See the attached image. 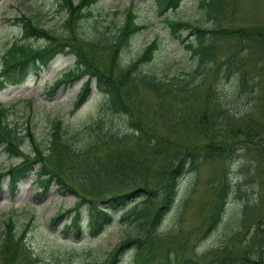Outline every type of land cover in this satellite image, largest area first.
Wrapping results in <instances>:
<instances>
[{
    "label": "trees",
    "instance_id": "16d2710c",
    "mask_svg": "<svg viewBox=\"0 0 264 264\" xmlns=\"http://www.w3.org/2000/svg\"><path fill=\"white\" fill-rule=\"evenodd\" d=\"M155 1L161 15L177 11L184 2ZM54 2L57 11L66 15L55 29H43L39 21L26 14L16 18L26 41L16 42L4 54L6 73H10L12 82L20 84L31 73L40 75L57 56L73 55L74 68L52 86V92L83 77L85 82L74 108L89 99L95 84L103 93L99 106L114 123L94 121L82 128H71L61 118L53 117L49 119L47 133L38 137L28 121L25 130L9 121L10 105L0 103V148L10 157L22 151L25 154L18 164L0 172V177L7 178L6 184L13 195L18 184L34 173V183L40 189L38 194L58 185L63 195L78 196L74 208L59 209L51 219L54 225L64 218L66 230L74 227V235L67 241L71 247L60 252L34 247L26 236L34 218L20 226L12 209L0 229V260L8 264L17 260L26 264H104L111 251L103 253L93 240L107 232L112 224L122 222L128 225L129 232L121 242L122 248L113 251L111 264H116L119 255L127 250H132L131 262L135 264H178L170 251L164 253V242L158 246L149 240L172 231L162 226L177 199L180 178L197 171L203 160L224 162L211 225L217 227L222 222L229 202L236 193L242 192L243 209L237 228L251 224L255 236L264 242V211L261 208L255 216L258 209L257 199L253 197L255 188L252 185L251 194L249 189L241 190L230 176L235 157L239 158L238 167L243 172L239 180L253 182L258 171L264 174V18L229 30L222 24L227 16L224 0H200L203 18L211 20L210 28L201 20H183L168 13L163 18L166 29L185 44L194 63L175 72L166 66L159 73L157 40L145 46L138 60L132 58L133 39L150 24L137 23L131 8L120 24L102 23V13L94 12L99 0ZM231 5L232 12H236L237 1ZM74 27L72 40L67 36ZM185 31L195 36L188 43ZM87 33H91V51H113L110 71L102 69L85 51ZM219 34L231 35L237 41L232 49L225 51L221 61L215 48ZM30 39H43L44 44L32 45ZM114 69L119 76L113 74ZM212 73H215L211 93L213 108L195 115L193 135L180 133L183 127L172 124L168 116L162 115L159 121L146 120L140 114L137 99L127 92H136V86H143L156 95L159 111V103L169 97L176 99L177 95L193 93ZM126 81L138 84L124 86ZM38 166L40 169L36 170ZM76 181L82 183V193L74 187ZM109 183L113 185L111 190L102 191ZM161 198L163 205L156 209L155 203ZM45 225L48 228L51 224ZM235 241L236 236H232L222 247L209 250L213 260L208 264L252 263L251 256L235 254ZM199 262V258L192 256L183 264Z\"/></svg>",
    "mask_w": 264,
    "mask_h": 264
},
{
    "label": "rangeland",
    "instance_id": "374dc122",
    "mask_svg": "<svg viewBox=\"0 0 264 264\" xmlns=\"http://www.w3.org/2000/svg\"><path fill=\"white\" fill-rule=\"evenodd\" d=\"M78 3L80 0H74ZM227 16L222 24L227 29L242 27L246 23H252L264 18V0H236V12H232L234 0H224ZM200 0H184L177 11H169L164 15L158 13V5L155 0H99L98 7L94 8L95 14L102 13V23L114 21L120 24L125 20L126 13L131 8L136 15V22L139 24H150L148 29L135 36L132 42V58L138 60L139 54L152 41L157 40L159 50L156 56L157 71L162 72L164 67L170 70L180 71L193 65L194 60L189 55L185 44L171 35L163 22L164 16L168 13L183 20L196 22L201 20L205 27H211V20H205L200 7ZM54 0H0V103L10 105L8 113L9 121L19 124L21 130H25L26 121L31 125V130L40 137L47 133L49 119L61 118L71 128H82L94 121H102L110 125L114 122L107 118L99 104L103 100V93L95 84L92 85V94L89 99L77 108L74 104L81 92L85 78H76L70 86L61 85L52 92V86L75 66V56H57L49 65L43 69L40 75L31 73L23 83L17 84L11 81L10 73H6L3 56L8 49L16 42H25L21 28L16 24V18L20 14H26L39 21L43 29H55L65 20V13L57 11ZM74 27L67 36L74 40ZM89 30V28H88ZM89 32V31H87ZM91 33H87L84 49L89 57L102 69L110 71L113 63V51L98 50L91 51L89 44ZM186 43L194 39V34L184 32ZM218 43L215 46L218 61L227 49H232L236 39L231 35L219 34ZM32 45L41 46L44 40L30 39ZM77 43H82L76 40ZM99 48V46H97ZM93 52V53H92ZM115 76H119L117 70H113ZM212 73L208 80L196 88L192 93L177 95L178 98L169 97L166 102L159 103L156 95L145 89L143 86H136L138 83L128 82L125 85L136 86L135 91L128 90L137 103L140 104V114L146 120H161L160 117L168 116L172 124L179 123L180 133L193 135L195 115L206 109L213 108L214 100L211 98L213 78ZM142 104V105H141ZM157 106V107H156ZM74 109V110H73ZM166 110L169 111L167 114ZM118 124V123H117ZM117 124L114 127H117ZM27 149V147H24ZM236 154V153H235ZM25 156L23 151L18 156L10 157L0 148V172L8 170L9 166L18 164ZM237 156V155H236ZM231 159V158H230ZM238 157L231 162L230 176L233 182H238L241 190L249 189L251 194L252 185L255 188L253 197L257 199L258 209L255 216L262 208L264 211V174H256L257 179L239 180L243 172L239 169ZM224 162L222 160H203L197 171L186 173L180 178L177 199L167 214L163 229L172 230L168 234L151 237L150 243L161 246L165 244L164 253L170 251L178 261L183 264L186 258L196 256L200 264H208L213 260L208 251L216 250L230 239L236 236L234 245L235 254L249 255L253 258L250 264H264V242H261L254 234L251 224L240 229L238 219L243 209L242 192L234 195L227 206L226 215L217 226L211 225V216L217 203V195L220 190L221 175ZM38 166L36 170H39ZM240 171V172H239ZM241 173V174H240ZM36 175L31 173L26 179L18 184L17 193L13 195L10 186L7 185V178L0 177V229L7 213L15 209L14 218L19 225L34 218V223H29L26 236L30 244L45 252L64 251L68 244V238L74 235V227L67 229L64 225L65 219H59L52 225L51 219L59 209L74 208L77 195L72 193L62 194L58 191V185L52 186L49 191L38 194L40 189L35 185ZM74 187L82 193V183L73 182ZM112 184L105 189L111 190ZM162 198L157 200L155 208L163 205ZM163 207V206H162ZM125 210V209H124ZM122 210V211H124ZM120 210V212H122ZM51 224L46 228L45 224ZM86 224V223H85ZM45 225V226H44ZM53 226V229L50 227ZM213 226V227H210ZM43 227V230L41 228ZM129 227L126 223L116 222L100 237L93 242L101 248L102 252H110L108 260L104 264H111L113 251L121 249V242L126 239ZM235 233V234H233ZM25 236V237H26ZM87 240H90L87 238ZM262 244V247H261ZM97 246V248H98ZM131 250V249H130ZM132 250L121 254L116 264H135L131 262ZM217 254V252H216ZM8 262V261H7ZM8 264L0 260V264ZM14 264H26L25 261L17 260ZM189 264V263H188Z\"/></svg>",
    "mask_w": 264,
    "mask_h": 264
}]
</instances>
